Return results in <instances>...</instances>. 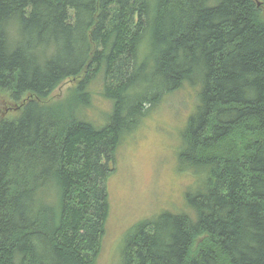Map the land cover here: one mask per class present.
I'll list each match as a JSON object with an SVG mask.
<instances>
[{
	"label": "trees",
	"instance_id": "1",
	"mask_svg": "<svg viewBox=\"0 0 264 264\" xmlns=\"http://www.w3.org/2000/svg\"><path fill=\"white\" fill-rule=\"evenodd\" d=\"M184 84L178 168L200 183L120 264H264V0H0V264H96L116 148Z\"/></svg>",
	"mask_w": 264,
	"mask_h": 264
},
{
	"label": "rangeland",
	"instance_id": "2",
	"mask_svg": "<svg viewBox=\"0 0 264 264\" xmlns=\"http://www.w3.org/2000/svg\"><path fill=\"white\" fill-rule=\"evenodd\" d=\"M70 87L64 81L53 91L52 99L62 98ZM94 87L83 117L101 126L111 104L101 97L100 86ZM197 91L198 86L184 84L165 96L117 146L114 170L106 180L110 209L96 264H120L125 235L139 221L161 210L188 212L184 192L196 190L200 180L188 170H179L177 151ZM7 101L3 96L2 103Z\"/></svg>",
	"mask_w": 264,
	"mask_h": 264
},
{
	"label": "bare ground",
	"instance_id": "3",
	"mask_svg": "<svg viewBox=\"0 0 264 264\" xmlns=\"http://www.w3.org/2000/svg\"><path fill=\"white\" fill-rule=\"evenodd\" d=\"M94 54V53H93ZM200 82V81H199ZM98 84H100V83H98ZM61 85V84H60ZM105 85V84H104ZM99 86V85H98ZM95 88V87H94ZM91 90V89H90ZM90 90H88V91H90ZM101 90H102V88H101ZM33 91V90H32ZM87 91V90H86ZM176 91V90H175ZM93 92V91H92ZM200 92V91H199ZM52 93H53V91H52ZM50 96V95H49ZM93 96V95H92ZM64 97V96H63ZM63 97H62V99H63ZM165 97V96H164ZM168 97V96H167ZM198 100V99H197ZM198 102V101H197ZM159 104V103H158ZM157 104V105H158ZM196 104V103H195ZM110 106V105H109ZM83 107V106H82ZM86 108V107H85ZM111 108V107H110ZM193 110V109H192ZM194 111V110H193ZM196 112V111H195ZM110 113V112H109ZM192 113V112H191ZM83 115V114H82ZM190 115V114H189ZM79 119V118H78ZM185 125V124H184ZM183 129V128H182ZM181 130V129H180ZM229 132V131H228ZM181 141H182V139H181ZM180 146V145H179Z\"/></svg>",
	"mask_w": 264,
	"mask_h": 264
}]
</instances>
